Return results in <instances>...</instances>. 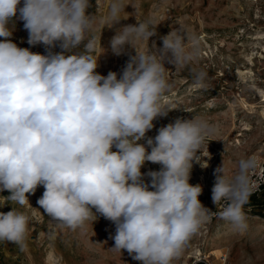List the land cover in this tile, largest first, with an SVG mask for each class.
<instances>
[{"label": "clouds", "instance_id": "9594fccd", "mask_svg": "<svg viewBox=\"0 0 264 264\" xmlns=\"http://www.w3.org/2000/svg\"><path fill=\"white\" fill-rule=\"evenodd\" d=\"M89 7V0H23L22 6L21 0H0V192L10 193L0 206L29 205L28 195L43 186L37 203L52 220L75 230L98 213L115 225L113 250H126L141 264H172L210 219L199 200L201 186L189 179L193 160L214 129L192 117L160 127L155 137L147 133L172 110L162 104L171 87L165 61L183 68L198 53L178 30L161 37V48L153 43L151 50L138 51V43L156 31L149 30L152 21H137L110 41L115 55L126 46L136 54L122 73L101 75L97 41L86 38L95 19L86 14ZM124 9L121 0H112L106 25L118 23ZM14 18L24 22L28 44L44 45L47 54L9 39ZM187 39L196 45L195 36ZM57 46L62 51L54 53ZM193 71L195 83H202L206 73ZM146 162L160 170L143 173ZM253 165L242 161L233 182L217 168L212 189L215 205L227 201L220 218L241 231L249 195L244 173ZM27 230L24 213L0 212V242L23 249Z\"/></svg>", "mask_w": 264, "mask_h": 264}, {"label": "rangeland", "instance_id": "374dc122", "mask_svg": "<svg viewBox=\"0 0 264 264\" xmlns=\"http://www.w3.org/2000/svg\"><path fill=\"white\" fill-rule=\"evenodd\" d=\"M121 2L125 5L121 20L109 27L106 21L112 0H89L86 14L95 19L93 30L86 38L95 37L97 41L96 71L104 76L110 71L122 73L130 56L136 54L130 46L119 56L112 52L110 41L123 26L152 21L149 30L156 31V35L138 43L141 52L151 50L153 43L156 49L161 48V37L171 30L185 35L186 46L189 50L195 47L198 54L183 68L165 61L171 87L164 94L162 104L172 110L153 122L155 127L147 136L155 137L160 127L177 118L199 117L214 129L197 152V161L193 160L189 183L200 185V202L207 209L217 211L223 200L217 205L212 200L216 169L222 167L223 178L233 182L241 175L242 161L251 158L264 161V0ZM22 3L23 0L21 6ZM23 24L19 18L10 22L9 39L18 47L47 54L44 45L28 44V32ZM192 36L196 37L195 46L187 39ZM52 51L62 50L57 46ZM193 70L206 73L202 83H195ZM140 143H146V138ZM159 170L160 165L151 162L141 169L143 173ZM145 180L150 178L145 176ZM43 192V186H39L34 194H29V205L0 206V212L14 208L28 217L23 249L14 243L0 242V264H48V255L54 264H141L126 250L112 249L115 225L98 213L94 222L87 220L75 230L52 220L37 203ZM8 195V191L0 192V199ZM92 211L95 213V209ZM243 211L247 225L244 230L236 229L219 215L210 217L190 237L172 264H264V191L247 198Z\"/></svg>", "mask_w": 264, "mask_h": 264}, {"label": "built area", "instance_id": "2783aa9c", "mask_svg": "<svg viewBox=\"0 0 264 264\" xmlns=\"http://www.w3.org/2000/svg\"><path fill=\"white\" fill-rule=\"evenodd\" d=\"M249 161H254V165L246 170L245 178L248 186L249 197H256L264 191V161H260L257 158H251ZM227 201L220 202L217 211L209 210L210 217H216L219 212L226 205Z\"/></svg>", "mask_w": 264, "mask_h": 264}, {"label": "bare ground", "instance_id": "6f19581e", "mask_svg": "<svg viewBox=\"0 0 264 264\" xmlns=\"http://www.w3.org/2000/svg\"><path fill=\"white\" fill-rule=\"evenodd\" d=\"M243 104V103H242ZM246 105V104H245ZM251 107V106H250ZM247 108H248V105H247ZM249 109H251V108H249ZM248 109V110H249ZM264 109V108H263ZM254 112V111H253ZM248 113H251L252 114V112H248ZM262 116H263V121H264V110H262ZM48 264H54V260H52V258H51V255H48Z\"/></svg>", "mask_w": 264, "mask_h": 264}]
</instances>
